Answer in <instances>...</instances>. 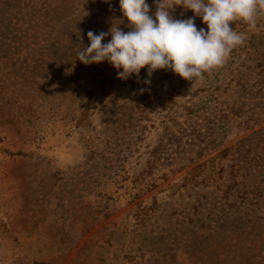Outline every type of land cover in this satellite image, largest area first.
Segmentation results:
<instances>
[{
    "label": "rangeland",
    "instance_id": "374dc122",
    "mask_svg": "<svg viewBox=\"0 0 264 264\" xmlns=\"http://www.w3.org/2000/svg\"><path fill=\"white\" fill-rule=\"evenodd\" d=\"M127 23L119 0H0V264H264V12L194 82L77 59Z\"/></svg>",
    "mask_w": 264,
    "mask_h": 264
},
{
    "label": "clouds",
    "instance_id": "9594fccd",
    "mask_svg": "<svg viewBox=\"0 0 264 264\" xmlns=\"http://www.w3.org/2000/svg\"><path fill=\"white\" fill-rule=\"evenodd\" d=\"M156 10L150 14L146 0H119L130 30L112 25L107 32L88 31L89 44L78 52L85 65L107 61L117 70V78L139 76L147 66V76L159 69L171 70L185 80H203L214 68L223 66L245 37L230 24L243 20L256 28L258 14L264 12V0H154ZM191 10L194 15L176 19L170 14L174 6ZM199 17L207 28H197ZM111 36L107 43H102ZM146 84L150 79H145ZM143 91V89L141 90Z\"/></svg>",
    "mask_w": 264,
    "mask_h": 264
},
{
    "label": "trees",
    "instance_id": "16d2710c",
    "mask_svg": "<svg viewBox=\"0 0 264 264\" xmlns=\"http://www.w3.org/2000/svg\"><path fill=\"white\" fill-rule=\"evenodd\" d=\"M195 109H196V106H188V107H185V115H186V117L187 118H191V117H193L194 115H196V111H195ZM168 114V120H170V121H172L173 120V122H174V118L171 116V114L169 115V113H167ZM187 121V120H186ZM183 133H185V131L184 130H181ZM213 132L214 131H211L210 133L211 134H213ZM166 133H167V131H166ZM191 132H188V134H190ZM223 156H225V153H223L222 154Z\"/></svg>",
    "mask_w": 264,
    "mask_h": 264
}]
</instances>
